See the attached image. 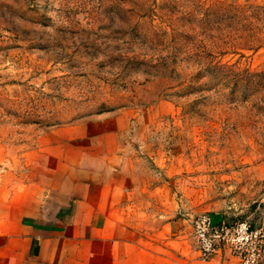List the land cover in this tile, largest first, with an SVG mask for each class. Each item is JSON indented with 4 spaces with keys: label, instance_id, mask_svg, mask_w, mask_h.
<instances>
[{
    "label": "rangeland",
    "instance_id": "obj_1",
    "mask_svg": "<svg viewBox=\"0 0 264 264\" xmlns=\"http://www.w3.org/2000/svg\"><path fill=\"white\" fill-rule=\"evenodd\" d=\"M121 164L169 264L200 214L264 228V0H0L4 194Z\"/></svg>",
    "mask_w": 264,
    "mask_h": 264
},
{
    "label": "crops",
    "instance_id": "obj_2",
    "mask_svg": "<svg viewBox=\"0 0 264 264\" xmlns=\"http://www.w3.org/2000/svg\"><path fill=\"white\" fill-rule=\"evenodd\" d=\"M129 170L59 197L38 184L5 195L0 185V264H169L168 239L137 221ZM183 264L241 263L223 249Z\"/></svg>",
    "mask_w": 264,
    "mask_h": 264
},
{
    "label": "built area",
    "instance_id": "obj_3",
    "mask_svg": "<svg viewBox=\"0 0 264 264\" xmlns=\"http://www.w3.org/2000/svg\"><path fill=\"white\" fill-rule=\"evenodd\" d=\"M190 236L202 260L229 250L241 264H264V228L246 221H217L203 213L192 219Z\"/></svg>",
    "mask_w": 264,
    "mask_h": 264
}]
</instances>
